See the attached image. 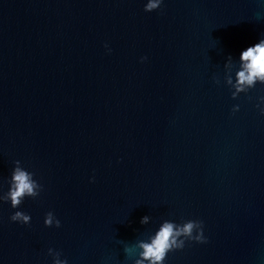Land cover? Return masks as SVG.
Listing matches in <instances>:
<instances>
[{
	"label": "water",
	"instance_id": "water-1",
	"mask_svg": "<svg viewBox=\"0 0 264 264\" xmlns=\"http://www.w3.org/2000/svg\"><path fill=\"white\" fill-rule=\"evenodd\" d=\"M143 3L0 0V264H51L49 247L131 264L123 247L165 219L202 221L206 241L164 264H264V85L225 83L264 0ZM14 160L43 186L18 205L27 225L3 200Z\"/></svg>",
	"mask_w": 264,
	"mask_h": 264
},
{
	"label": "clouds",
	"instance_id": "clouds-1",
	"mask_svg": "<svg viewBox=\"0 0 264 264\" xmlns=\"http://www.w3.org/2000/svg\"><path fill=\"white\" fill-rule=\"evenodd\" d=\"M162 0H144L143 10L150 12L161 6ZM105 51L110 52L107 44ZM141 61L145 57L139 58ZM233 56L227 55L224 60V67L229 68ZM235 68L230 71L225 83L230 85L229 95L236 98L239 93H247L254 85H264V33L258 35L255 42L242 48L235 57ZM214 82V81H213ZM257 103L253 107L258 108L259 114L264 115V96L256 97ZM239 105L233 104L230 113L238 110ZM32 171L20 166L19 160L13 161V167L6 177L7 188L3 194V200L9 204L13 211L8 219L19 224L27 225L30 215L18 209V205L25 197L35 198L42 190V185L33 178ZM92 176L89 177L91 182ZM149 216L142 215L139 218L141 225L146 224ZM42 223L44 226L59 227L60 221L51 210L43 214ZM202 221L198 219H187L183 222L163 220L146 238L138 239L131 246H124L123 252L132 256L131 264H164L166 253L180 249L185 241L202 243L206 241L203 235ZM51 256V264H67L66 260L60 258L59 251L51 247L47 249Z\"/></svg>",
	"mask_w": 264,
	"mask_h": 264
}]
</instances>
